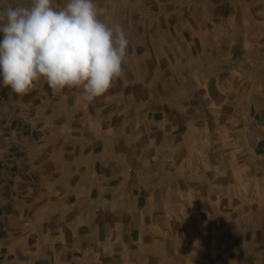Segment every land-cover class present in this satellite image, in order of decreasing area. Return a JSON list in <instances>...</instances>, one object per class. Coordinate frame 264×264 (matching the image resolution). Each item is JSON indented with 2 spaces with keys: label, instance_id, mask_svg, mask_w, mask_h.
<instances>
[{
  "label": "rangeland",
  "instance_id": "1",
  "mask_svg": "<svg viewBox=\"0 0 264 264\" xmlns=\"http://www.w3.org/2000/svg\"><path fill=\"white\" fill-rule=\"evenodd\" d=\"M94 2L129 41L95 107L145 156L160 240L122 264H232L231 239L264 214V0Z\"/></svg>",
  "mask_w": 264,
  "mask_h": 264
},
{
  "label": "crops",
  "instance_id": "2",
  "mask_svg": "<svg viewBox=\"0 0 264 264\" xmlns=\"http://www.w3.org/2000/svg\"><path fill=\"white\" fill-rule=\"evenodd\" d=\"M9 3L29 7L31 0ZM1 88L12 111L27 121L24 136L13 126L9 132L28 151L11 168L0 152V264L156 259L149 248L160 240L145 235L154 224V192L138 166L145 156L112 137V120L105 118L111 109L95 107L113 94L88 101L82 88L54 93L43 79L23 96ZM231 243L243 245L233 250L232 264H264V214Z\"/></svg>",
  "mask_w": 264,
  "mask_h": 264
},
{
  "label": "clouds",
  "instance_id": "3",
  "mask_svg": "<svg viewBox=\"0 0 264 264\" xmlns=\"http://www.w3.org/2000/svg\"><path fill=\"white\" fill-rule=\"evenodd\" d=\"M94 0H0V84L18 95L43 79L54 93L82 88L91 101L123 75L129 41Z\"/></svg>",
  "mask_w": 264,
  "mask_h": 264
},
{
  "label": "built area",
  "instance_id": "4",
  "mask_svg": "<svg viewBox=\"0 0 264 264\" xmlns=\"http://www.w3.org/2000/svg\"><path fill=\"white\" fill-rule=\"evenodd\" d=\"M12 104L3 96L0 84V152L5 159V168L16 165L18 159L28 151L21 139H15L9 132V127L15 130L17 136H24L26 119L18 117L11 109Z\"/></svg>",
  "mask_w": 264,
  "mask_h": 264
}]
</instances>
